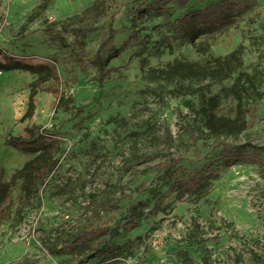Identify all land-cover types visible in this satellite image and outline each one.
<instances>
[{
  "label": "rangeland",
  "instance_id": "1",
  "mask_svg": "<svg viewBox=\"0 0 264 264\" xmlns=\"http://www.w3.org/2000/svg\"><path fill=\"white\" fill-rule=\"evenodd\" d=\"M0 1V61L49 64L59 74L40 88L34 115L21 121L37 75L0 71V185L35 156L6 145L9 135L39 125L60 146L54 170L22 216L14 209L3 222L0 264H264V0H191L160 12L139 11L151 0H116L112 15L86 38L90 55L109 25L116 29L113 47L137 37L110 61L117 69L103 83L95 68L79 65L74 36L65 48L44 30V18L79 13L93 0H54L23 34L40 0ZM219 10L236 23L191 41L192 19L199 26ZM188 12L197 13L190 19ZM238 47L243 63L228 78L165 72L176 59L215 66ZM198 87L203 91L191 92ZM213 95L225 117L235 116L240 101L249 107L248 128L210 134L202 108ZM239 151L259 160H227ZM192 170L204 172L202 184L175 186ZM85 227L96 235L70 245ZM101 240L121 248L86 260Z\"/></svg>",
  "mask_w": 264,
  "mask_h": 264
},
{
  "label": "trees",
  "instance_id": "2",
  "mask_svg": "<svg viewBox=\"0 0 264 264\" xmlns=\"http://www.w3.org/2000/svg\"><path fill=\"white\" fill-rule=\"evenodd\" d=\"M53 1L54 0H40L22 24L20 33H25L32 23L42 19ZM190 1L191 0H151L139 11L160 12L168 10L172 4L184 7ZM115 3L116 0H93L88 7L79 13L58 20L44 18L45 32L54 34L63 47H70L71 44H69L67 36H74L76 59L79 65L83 70H86L88 67L95 68V79L99 83H103L110 77L111 72L117 69V67L110 66V61L113 58H118L137 37L136 34H132L128 36L119 47H113L116 29L112 25H109L100 40L97 50L90 55L87 49L86 38L88 34L97 30L98 23L101 19L108 18L112 15ZM1 6L2 3L0 1V11ZM237 8L240 9L241 7L237 6ZM244 9H246V7ZM196 13L197 12H188L187 18L191 19V16ZM205 17L206 18L203 17V23L199 26H196V23L194 24L195 20L193 19L191 21L192 27L189 22L186 24L190 26L189 36L191 41L195 42L202 34L226 29L236 23L235 16L231 14L229 10H219V12ZM110 48L112 50L108 52ZM200 49L205 51L207 46L203 45ZM1 52L0 50V53ZM242 63L241 47H238L227 55L218 56L215 66L201 65L196 62L176 59L165 72L172 77L177 75L183 79L193 77L225 79L231 75L237 66H241ZM16 69L27 70L37 75L36 79L31 83L27 109L20 119L21 121H25L31 118L35 113L37 96L42 85L51 79H57L59 74L57 69L49 64H31L13 58L0 61V71ZM203 89L204 87L191 88V92H201ZM218 106V97L213 95L208 98L206 105L202 108L204 125L210 134L215 136L224 134L234 135L248 128L249 121L247 116L249 114V107L243 106L241 101L236 106V114L232 118L218 114ZM25 132V134L9 135L5 140L6 145H11L21 151L34 153L35 156L27 160L20 168L16 169L11 174L10 178L0 185V228L3 222L11 216L14 209L18 217L22 216L23 208L31 196L38 194L41 185L45 182L57 164L56 155L60 150V146L48 139L46 129L42 126L34 125L27 126ZM227 160L229 162L235 160L253 161L259 160V158L255 155H249L239 151L230 154ZM262 166H264L263 162ZM204 181V172L192 170L189 176L176 179L175 186L180 185L190 190L198 187ZM17 188H19V192L16 193ZM127 224L130 226L138 225V221L130 220ZM96 233L97 230L94 228H79L69 244L74 245L76 243L85 242L96 235ZM120 248L121 245H114L111 242L101 240L96 243L92 251L86 256V260L108 258Z\"/></svg>",
  "mask_w": 264,
  "mask_h": 264
}]
</instances>
